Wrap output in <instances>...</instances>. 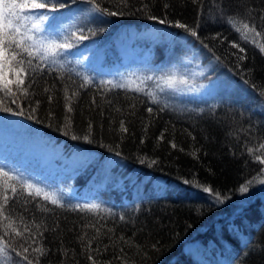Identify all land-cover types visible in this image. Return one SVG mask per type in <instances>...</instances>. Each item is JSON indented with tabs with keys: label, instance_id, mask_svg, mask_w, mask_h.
I'll return each mask as SVG.
<instances>
[{
	"label": "trees",
	"instance_id": "obj_1",
	"mask_svg": "<svg viewBox=\"0 0 264 264\" xmlns=\"http://www.w3.org/2000/svg\"><path fill=\"white\" fill-rule=\"evenodd\" d=\"M26 2L30 0H17ZM97 2L124 14L101 16L93 12L89 19L52 37L50 40L64 42L71 33L83 31L88 39L76 42L73 38L74 46L55 57V63L52 57L47 61L34 59L33 63L44 71L42 75L39 70L34 74L36 83L27 97L17 92V103H12V96L0 92L5 106L18 111L19 104L24 115L0 110V119L24 122L47 143L60 144L66 152H93L101 159L109 158L115 163V173L105 186L92 190L88 183L93 172L80 169L73 177L78 184L73 194L56 184V179H47L40 188L59 199L64 207L52 205L42 195L37 197L35 188L28 190L14 180L0 177V203L5 195L13 196L12 187L17 189L16 198L9 200L10 219L23 233L19 237L14 233L3 237V224L7 223L3 221L0 237L17 251L28 247L26 255L33 264L38 257L33 249L38 246L45 250L39 256V264H93V260L96 264H264V184L259 183L264 179L260 172L264 165L248 152L252 148L256 155L264 154V149L257 151L264 143V96L259 91L264 89V53L257 47L264 44V22L259 19L264 0H129L126 8L120 0ZM145 4L147 10L138 11ZM165 4L169 5L167 9ZM90 9L87 0H76L51 15ZM32 11L36 17L44 13ZM249 11L261 36L248 33L244 40L230 27L227 18H247ZM149 15L158 19H148ZM165 18L168 22H159ZM177 21L193 28L197 36L175 27ZM116 27L156 30L160 43L155 44L157 41L151 38L156 52L153 61H159L158 67L168 61L170 54H177L185 46L193 48L208 67L203 80L219 77L229 81L232 89L217 91L204 99L179 96L165 85L156 67L153 68L157 74L151 73V80L129 73L87 74L65 58L72 49L88 47ZM165 34L173 39L171 43L162 41ZM232 43L238 47L232 48ZM240 47L244 52L239 51ZM239 56L245 58L239 60ZM108 62L112 60L108 58ZM85 78L90 83L81 87ZM101 81L127 83L129 87L113 89ZM12 87L15 89V85ZM46 87L51 91L46 93ZM136 87L144 92L133 91ZM65 88L69 96L73 91L79 93L70 113L65 108ZM148 91L157 103H151V97L145 94ZM48 95L52 96L51 102ZM33 107L34 115L30 111ZM149 107L153 108L151 114ZM121 121L127 132H121ZM90 124V142L72 139L73 135L88 134ZM0 167L18 173L27 183L30 178L37 181L12 158L0 159ZM118 170L122 174L129 171L139 179L136 189L122 183ZM156 179L164 185L155 186ZM250 180L253 184L249 191L240 193V186ZM196 183L201 187H196ZM203 186L218 192L223 203L203 192ZM84 204L99 207L94 211L73 210ZM35 224L40 225L42 237ZM25 225L30 231H25ZM30 233H37L36 242ZM195 243L198 245L194 247ZM12 248L7 249L11 261L27 264ZM89 255L93 260L88 259Z\"/></svg>",
	"mask_w": 264,
	"mask_h": 264
},
{
	"label": "rangeland",
	"instance_id": "obj_2",
	"mask_svg": "<svg viewBox=\"0 0 264 264\" xmlns=\"http://www.w3.org/2000/svg\"><path fill=\"white\" fill-rule=\"evenodd\" d=\"M92 15H94L92 11L66 10L55 16V20H43L36 17V12L26 11V16L21 17L19 27L23 34L34 35L38 40L49 41L64 28L71 27L77 22L82 23ZM33 25L37 27L33 28ZM155 31L153 28L116 27L109 35L95 40L88 47L72 49L65 58L82 73L87 72V74L115 75L118 73V76H121L122 73H129V75L139 74L143 78H148L151 73L157 74L153 68L156 67L163 81L168 76H176L177 82L171 89L179 96L187 95L204 99L217 91L232 89L233 85L229 81L219 77L209 81L203 80L208 67L197 57L196 51L188 46H185L186 49L183 48V51H177L175 55L170 54L168 61L158 67L159 61L156 63L153 61L156 52L151 37L157 41L155 44L160 43L158 41L161 40L157 37L160 34ZM171 40L173 39L167 34L162 37V41L171 43ZM177 45L178 43H175V46ZM108 58L112 60L111 63L108 62ZM147 67L150 68L146 69ZM181 78L188 82L180 84ZM42 137L36 129L30 128L24 122L0 119V159L12 158L18 162L29 175L37 180L32 182L31 178L29 179V184L35 187L45 186L43 182L51 178L56 179V184L67 193L73 194L78 186L73 177L80 169L84 171L90 169L93 172L88 183L92 190L105 186L107 180L115 173L113 168L115 163L109 158L101 159L93 152H66L60 144L53 145L51 141L47 143ZM117 176H122V183L132 185V189H134L133 186L136 189L140 184L139 179L129 171L122 174L118 170ZM153 184L159 187L163 186L164 182L156 179ZM196 245L198 243H195L194 247Z\"/></svg>",
	"mask_w": 264,
	"mask_h": 264
},
{
	"label": "snow or ice",
	"instance_id": "obj_3",
	"mask_svg": "<svg viewBox=\"0 0 264 264\" xmlns=\"http://www.w3.org/2000/svg\"><path fill=\"white\" fill-rule=\"evenodd\" d=\"M76 0H30V3H17V0H0V92H3L5 96H12V103H17L16 93L19 92L22 96L27 97L29 94V89L33 87L36 83V79L34 74L39 70L40 74H43V69L39 68V65L34 64L33 60L38 59L39 61H47L49 57H52V63H55V57L61 55L64 51L71 49L74 45L71 40L74 38L76 42L84 41L88 39V36L84 35L83 31L79 34L77 32L71 33V37L66 38L64 42H57L55 40L44 41L38 40L34 35H27L22 34L19 24L22 16H26V10H44V13L41 15V19L43 20H55L56 17L51 15L52 13L60 12L61 9L68 8L71 3H75ZM88 4L91 5V11L95 13L101 14V16H117L123 15L124 13L109 10L106 7H102L97 0H87ZM120 3L123 7H128L129 0H120ZM193 3H197V0H193ZM169 7L168 4L164 5V8L167 9ZM19 9L20 11H17ZM147 5L145 4L141 9L138 11H146ZM148 19L157 20L158 18L154 15H149ZM259 19L264 22V12H262L259 16ZM160 23L168 22L165 19L159 20ZM227 23L230 27L237 33L240 34L241 38L244 40L248 39V33H254L255 36H261V32L256 30L255 25V18L252 17L251 11L248 12L247 18H237L235 16H230L227 18ZM175 27L185 30L186 32L190 33L193 37L197 36V32L189 27L187 24L181 23L179 21L175 22ZM198 26V25H197ZM36 25H33V28H36ZM264 27V25H262ZM102 30V29H101ZM91 34H94L91 29L88 30ZM219 36V34H217ZM216 37H213L215 39ZM207 47V45H205ZM232 48H237L238 45L236 43H232ZM261 53H264V44H257ZM244 48L240 47L239 51L244 52ZM26 54V55H25ZM244 56H239V60H243ZM219 59V57H217ZM26 78L28 79V83L26 84ZM147 79L151 80L152 77H148ZM177 82V78L175 75L168 76L164 79V83L169 87L172 88L173 85ZM188 81L184 78L179 80L180 84H186ZM90 83V81L85 78L84 84L81 87H85ZM247 83V81H246ZM102 85H111V88L116 89H124L128 88L129 85L127 83H114L113 81H101ZM15 85V89L12 87ZM255 89L256 86L253 85ZM135 92H144L143 88L136 87L132 89ZM163 90V89H161ZM44 91L46 93L50 92V88H45ZM260 95L264 96V89H260ZM149 97H151V103H157L156 97L153 95L151 91L145 93ZM34 95V93H33ZM79 95L78 92H71L69 96V90L65 88L64 90V99L66 101L65 108L70 113L73 111L71 104L73 99ZM48 101H52V96L48 95ZM92 103H95L93 99ZM39 106V101H37V107ZM18 111H13L10 107L4 105V100L0 99V110L6 112H12L13 115H24L23 108L17 104ZM163 109H161L162 111ZM33 115L36 112V107L30 109ZM119 111V109H117ZM148 113L151 114L153 112V108L149 107L147 109ZM33 118V116H29V119ZM67 123L70 125L71 120H67ZM120 130L121 132H127V128L125 127L124 121L120 122ZM67 134V131L66 133ZM91 135V124L89 125V132L88 134L84 135L83 137H77L75 135L72 136V139H79L82 138L83 140L90 142L89 137ZM161 139H163V134H161ZM143 142V141H142ZM173 148L176 147L175 144L172 145ZM264 149V143L260 144L259 149L257 151ZM250 155L253 156L254 160L258 161L259 164L264 165V154L256 155L252 148L248 149ZM117 156L120 155L119 152L116 153ZM143 162V160L141 161ZM154 164L155 161H152ZM261 173H264V168L260 169ZM0 177H7L9 180H14L19 183L22 187L31 190L35 188L36 196L39 197L42 195V199L45 201H49L52 205L57 207H64V205L60 202L53 195H49L40 187H35L33 184L27 183V181L18 173L5 170V168L0 167ZM185 183H189V181H185ZM259 183L264 184V179L259 180ZM253 184V181H247L245 184L241 185L239 188L240 193H247L249 191V187ZM196 187H201L199 183L195 184ZM203 192L209 193L210 195H214L215 199L220 203H223V200L220 198V194L218 192H213V189L207 186H203ZM13 196L9 197L7 195L4 196L3 202L0 203V223L3 221H7V223L3 224L4 232L3 237H7L12 233L15 236H22L23 233L19 231L14 226V221L10 219L11 211L9 206V200L16 198L17 189L12 187L11 189ZM29 195H31V191H29ZM35 199V198H34ZM38 208L42 206L37 204ZM99 205L95 204H84V205H76L74 206L73 210H88L94 211L97 209ZM27 209H25L26 211ZM43 211H48L47 208H42ZM7 213V214H6ZM124 217L121 216V220ZM21 222H23V217H21ZM37 229V233L42 237L43 233L39 232L40 225H34ZM10 230V231H9ZM25 231H30V229L25 225ZM47 231V229H45ZM99 231V230H97ZM37 233H30L33 237V242H36L35 237ZM0 237V264H18V262H12L9 257V252L7 249L12 248V246ZM90 243V242H89ZM12 251L15 252L17 257H20L22 260L27 261V264H33V261L29 259L26 255L28 253L29 248L24 247L23 251H17L15 248H12ZM33 252L38 254L36 264H39V256H43L45 250L38 246L33 249ZM89 260H93V257L89 255ZM93 264L96 262L93 260Z\"/></svg>",
	"mask_w": 264,
	"mask_h": 264
}]
</instances>
